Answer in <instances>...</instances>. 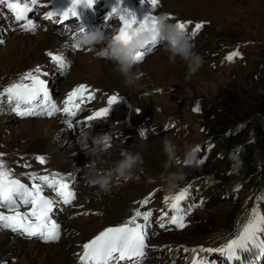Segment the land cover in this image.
<instances>
[{
    "label": "rangeland",
    "instance_id": "obj_1",
    "mask_svg": "<svg viewBox=\"0 0 264 264\" xmlns=\"http://www.w3.org/2000/svg\"><path fill=\"white\" fill-rule=\"evenodd\" d=\"M157 12L176 14L178 19L184 20H209L211 25H206L201 37L202 41L217 40L218 37L226 40L228 44L248 41L253 57L248 65L231 63L226 67L215 68L209 64V59H206L203 60L199 70L190 79H186L188 69L185 62L179 55L175 57V63L169 62L167 48L160 47L151 51L141 62L136 63V70L142 73L136 85L127 83L125 76L121 82L109 80L102 74L101 69H98V65L93 63L107 62L109 66L111 65L110 67H117V63L100 58L85 48L77 51L71 49L70 54L75 61L72 63L66 58L68 65L63 70L57 69V64H54L53 71L48 72L54 94L69 90L70 84L76 80L78 81L76 83H79L81 80L82 83L100 88L102 92L118 95L121 98L120 104L115 105L117 109L115 108L113 117L94 120L100 122H93L89 126L92 131H95L96 128L108 129L115 122L122 121L119 129L127 134L131 143V150L127 153H117V148L98 152L85 150L84 156L73 160L72 165L78 167L75 175L85 181L93 182V187L88 185L86 190L91 194L94 192L93 194L97 196H93V198L90 196L86 200L77 190L78 200L71 204L72 208L66 206L56 216L61 222V233L67 223L71 226L81 227L95 221L88 230L93 233L95 231L93 228L98 230L105 225L121 221L129 215L134 200L153 187L154 184L146 182L148 179H154L161 185L169 186L171 180L176 179L177 176L182 175L183 179H188L201 172V166L181 167L175 164L174 157L183 154L194 142L202 140L203 137L206 138L204 130L202 131L199 126H190L183 136H178L173 131L166 134H153L149 131L150 123H162L170 115H180L181 123L192 122L194 124L201 120L206 126L214 125L215 117H206L204 110L206 112L219 110L226 115L227 119L232 120L238 117L240 120L237 123L247 122V125L253 121L257 122L261 118L260 114L264 111V0H162ZM36 29L57 35V38L60 39L69 37L68 31L56 30L46 24ZM4 33L7 32L0 30V39L4 41L0 44V59L5 58L3 62H0V87L5 81L32 71L38 66L46 71L50 69L48 65L51 66L53 60L50 58L48 49H42L40 55L31 56L29 54L34 53L36 47L32 49L31 47L34 45L29 47L26 43L25 52H18L21 51V47L15 51L18 41L29 34L32 35V32L9 33L10 36L3 38ZM254 42L258 45L255 54ZM26 48H30L28 53H26ZM50 54L56 53L52 51ZM40 63L45 64V67ZM72 69L74 70L72 71ZM68 83L69 85H67ZM158 87L165 89V92L153 93ZM192 101L202 104L201 114L194 115L188 110L187 106ZM3 107L0 105V146L6 152L7 159L13 161L19 155L32 158L39 154L45 158L49 169L66 175L69 164H61L60 161L71 159V150L83 149L85 143L79 142L81 134L78 136L72 134L64 124L62 129L58 130L59 134L50 132L52 128L48 127L35 129L29 125V129L24 130L22 126L29 121L33 124L36 122V124L44 125L49 119L56 116L51 118H17L13 112H7L10 108ZM87 132L84 131V133ZM141 132L144 135H141ZM68 134L72 136V139L64 145V138ZM41 138L49 149L48 153L40 146L35 147V143L39 142L38 140ZM166 139L170 140L172 146L170 151L165 150ZM258 145L259 156L257 157L264 159V142H260ZM122 150L123 147H121ZM102 154L110 155L103 157L105 163L98 158ZM111 157L115 158L118 163L109 162ZM126 161L132 162L129 168L124 169L125 176L130 177L128 180H124L117 171L120 164ZM212 164L216 165L219 170L224 168V163L221 164L219 161H214ZM104 179L109 181L106 186L107 191L101 188L99 183ZM227 182L230 181L227 180ZM227 207L229 206L226 201L212 203L210 209L203 208L197 212V220L192 226L180 233L160 235V238L159 236L152 237L149 244L195 241L198 236H189L190 229L199 222L209 221L215 227L213 231L222 229L227 226L230 218L225 212ZM106 213H111V216H106ZM3 234L5 233L0 232V238ZM7 236V243L0 242V264H38L36 260L40 256L29 251L28 244L39 241H25L15 237L20 239L17 246L13 241H10L11 237ZM75 243L69 244L71 246L70 259L73 258V250L77 249L74 247ZM166 248H159L157 254L170 259L171 257L165 253ZM157 254L150 255V257L158 261ZM33 258L34 263L32 262ZM74 261L76 260L74 259Z\"/></svg>",
    "mask_w": 264,
    "mask_h": 264
},
{
    "label": "snow or ice",
    "instance_id": "obj_2",
    "mask_svg": "<svg viewBox=\"0 0 264 264\" xmlns=\"http://www.w3.org/2000/svg\"><path fill=\"white\" fill-rule=\"evenodd\" d=\"M50 2V0H49ZM145 0H141L144 3ZM152 6L158 3V0H147ZM38 0H0V6L6 7L12 14V18L16 24L24 28L26 24H31V28L27 31H34L37 25L31 22L29 13L35 11V6ZM49 4V3H48ZM48 4L42 5L48 8ZM95 0H71V5L59 13V18L69 19L71 17L78 18V8H92ZM121 8L124 14L131 18L130 23L121 17L122 27L119 29L114 39L121 40L125 43L130 39L129 33H139L149 23H155L156 15H147L142 20L137 21L136 14L121 7V0H118L109 15L117 8ZM56 11L48 10L45 18L52 19L57 17ZM172 17L169 16V19ZM23 22V23H22ZM191 21H178L177 26L185 30L188 34ZM203 23H196L192 28L189 38L194 37L203 27ZM85 33L83 28L76 29L73 37L70 38L69 47L75 51L80 50L79 35ZM158 32L153 36V42L146 45L134 57V62H141L148 52L159 46L157 40ZM4 43L0 39V44ZM52 55V54H50ZM101 55L108 58V53L105 51ZM242 54L239 51H233L226 59L231 62L235 57H240ZM52 58L58 63L61 68L68 65V61L60 54L52 55ZM40 68L37 67L33 72L26 73L24 79L28 83H14L9 87L0 91V105L9 104L20 115L25 114H40L36 113L35 109L41 106L46 108L44 114L53 115L57 111H63L65 115V123L72 125V121L68 117H76L82 109L79 108V102L85 97L80 93L87 92V86L80 85L78 89L71 92L68 98L63 102L62 109L56 102H52L47 91L45 81L40 78ZM75 97L76 99H73ZM89 95L87 99H91ZM118 97L113 95L108 98V104L111 105L118 101ZM70 105L72 107H70ZM194 111H199V107L194 108ZM109 108L97 110L93 116L87 117V120L99 119L107 116ZM87 126V125H86ZM81 128L80 131H83ZM141 135H144L141 132ZM199 150V148L197 149ZM3 153H0V157ZM40 163L44 162L43 157H37ZM203 163V160L199 161ZM30 183H24L18 177L13 176L12 170L7 169L3 159H0V230L5 228L13 232H21L27 234L28 237H39L45 241L59 239V224L51 222V213L58 204H70L75 199V192L72 191L70 184L56 173L50 175L30 174L28 176ZM39 181V183L37 182ZM51 189L59 200L44 194V189ZM187 195V189L181 190L174 198V202L170 205V210L173 211L171 223L178 227H184L183 215L175 213L181 212L179 202ZM169 198L166 197L167 201ZM151 197L140 202L141 207L150 203ZM27 207L28 211L20 209ZM190 210V209H189ZM163 211V210H162ZM168 213L165 212L164 215ZM187 213L184 212V215ZM153 215L151 210L141 212L137 210L134 215L123 225L110 226L104 228L90 241L85 242L83 252L79 254L80 264H118L119 261L135 260L145 256V248L147 247L146 240L148 238L147 229L150 227L149 221ZM264 213H261L256 207L251 210L250 218L243 225L239 235L230 239L225 245L216 249H204L207 252H220L225 254L228 261L242 260L240 253L249 252L253 248L257 249L261 257H264ZM195 251V250H193ZM198 256L193 257L192 264H197Z\"/></svg>",
    "mask_w": 264,
    "mask_h": 264
},
{
    "label": "bare ground",
    "instance_id": "obj_3",
    "mask_svg": "<svg viewBox=\"0 0 264 264\" xmlns=\"http://www.w3.org/2000/svg\"><path fill=\"white\" fill-rule=\"evenodd\" d=\"M35 21H38V18H35ZM48 25L52 28L54 27V25L52 24L51 21L48 23ZM59 28H61V26ZM31 32L33 33L32 35L29 34L25 38L18 41V46L16 47L15 51L19 50V47H21V51H18V52H22V53L25 52V44L27 43V45L29 47L34 45V47H31L32 49H34L36 47L35 52L32 54H29L31 56L34 54L40 55L41 54L40 51L42 49H48L50 51L49 55H50V53H52V51H54V53H56V54L58 53V54L62 55L63 57L67 58V60H70L72 63L75 61L73 59V57H71L72 54H70L71 48L69 47V44H70V38L69 37H63L62 39H60V38H57V35L46 33V31H43L41 29H35L34 31H31ZM7 36H10V34L4 33V35L2 37L6 38ZM243 43L244 42H241V44H243ZM29 51H30V48L26 50V53H28ZM4 59L5 58L0 59V62H3ZM40 64H42L45 67V64H43V63H40ZM52 64H51V66L48 65L50 69H47L48 66L46 67L47 72H50V70L53 71V68L55 65L54 64L52 65ZM93 64L94 65L97 64L98 69L100 68L101 69L100 71H102V74L105 77H107L109 80H113L114 82H117V81L121 82L122 79H124V75L120 71L121 65H119V64H117L118 65L117 67H114V66L110 67L111 65L109 66L107 62H101V61H99L97 63L94 62ZM73 70L74 69H72V71ZM76 82H78V81L76 80L74 83H72L70 85L68 83L67 85H69V87H73V85H75V84L76 85H78L80 83L82 84L81 80L79 83H76ZM98 87H100V86H98ZM115 108L117 109V106ZM7 112H9V111L7 110ZM51 117H53V116H51ZM29 125H30V127L32 126L35 129H38L39 127L40 128L41 127L42 128H47V127L52 128L50 130V132H52V133L57 132L59 134L58 130L62 129L63 123L60 122L58 120V118L54 117V118L49 119L48 122H46V124H44V125L40 124V123L36 124V122L33 124L32 122L29 121V123L24 124L22 126V128L24 130L29 129L28 128ZM106 132L108 133V131H106ZM80 138L82 139L83 137H80ZM71 139H72V136L70 134L66 135V137L64 138V141H65L64 145H65V143L67 144V142H70ZM38 141L39 142L35 143V147L40 146V148H42V149L44 148L46 153H48L49 149L45 145V143L43 142L42 138L39 139ZM32 148H34V147H32ZM76 150L75 151L71 150V152H70L72 154L71 159L66 160V161L61 160L60 163L61 164H64V163L69 164V169L66 172L65 177L68 178L69 180H71V182L73 183V187L76 190H78L79 192H81L82 196H84V198L87 200L90 196H91L90 198H93V196H97V195L93 194L94 192L91 194L90 191L87 192V190H86V189H88V185H91V187H93V182L85 181V180H83V179H81L75 175L78 167H74V165H72L73 160L74 159L76 160L77 158H79V156H84L86 154V151L83 150L82 148H79L77 151ZM118 151H121V148L118 149ZM109 156H108V154L107 155L102 154L101 157H98V158L101 161H103V163H105V159L103 157H109ZM83 159L85 161V158H83ZM109 162L114 163V164L118 163L115 158L109 159ZM69 172H70V174L68 175ZM89 172H91V170H89ZM92 190H94V189H92ZM84 198H82V199L85 202ZM84 202H82V203H84ZM85 205H87V204H85ZM107 215H108V217H110L111 213H106V216ZM57 216H58V214H57ZM58 221H59V219H58ZM94 222H92V223H94ZM92 223L83 225L81 227L71 226L69 223H67L63 227L61 237L58 239V241L56 243L54 242L55 244H53V243L42 244L39 242H35L34 244H28V250L32 251V253H36L38 256H40V258L38 260H36V263H38V264H77V261H74V258H71V259L69 258L70 254H71V249H70L71 246L69 244L71 242L75 243L79 240H82L83 239L82 237H84V235L85 236H89V235L91 236V234L93 235L96 231H98L99 228H98V230L96 228H93V229H95V231L93 233H91V231H88L91 228V226H93ZM113 224H115V223H113ZM86 230H87V232H85ZM7 235L8 234L5 233L1 236V238H0L1 243H7V237H8ZM10 241H13V243L18 246L19 244L17 242L20 241V239H16L15 237H13V238H11ZM32 262L33 263L35 262L34 258L32 259ZM128 263L129 264H137V262H134V263L128 262Z\"/></svg>",
    "mask_w": 264,
    "mask_h": 264
},
{
    "label": "clouds",
    "instance_id": "obj_4",
    "mask_svg": "<svg viewBox=\"0 0 264 264\" xmlns=\"http://www.w3.org/2000/svg\"><path fill=\"white\" fill-rule=\"evenodd\" d=\"M111 14L123 15L124 12L117 8ZM159 32L161 35H164V39L169 42V47L167 49L169 55V62L175 63V57L177 55L185 62L187 66L186 79H190L193 74H195L203 64L202 57L194 51L195 45L189 34L177 26V23L171 22L169 15L165 13H160L155 16V23L149 22L142 31L139 33H129L130 39L127 43L113 39L111 46L113 48L114 54L118 57L120 62V71L126 77V82L130 85L138 84L142 73L136 70V63L134 62L133 57L140 52L146 45H149L153 42V36ZM103 37L91 36L85 43L88 45H93L95 43L101 42ZM91 49V48H87ZM110 137L105 136V140H109ZM111 145H106L110 147ZM170 140H165V150H171ZM193 162V154L190 153L187 155L184 163L191 164ZM131 161L122 162L117 169L119 175L124 178V180L130 179V177L125 176L124 169L131 166ZM176 179L181 180L183 176H177ZM101 188L107 191V185L109 181L104 179L99 181ZM178 185L173 183L170 185L167 191L175 189Z\"/></svg>",
    "mask_w": 264,
    "mask_h": 264
},
{
    "label": "trees",
    "instance_id": "obj_5",
    "mask_svg": "<svg viewBox=\"0 0 264 264\" xmlns=\"http://www.w3.org/2000/svg\"><path fill=\"white\" fill-rule=\"evenodd\" d=\"M202 113V109L200 114ZM205 116L209 117H215L214 125L212 126H206L204 132L207 136L212 138V141L215 142V149L217 152L224 154L225 156H228L229 153H235L234 150H238L237 155L238 158V170L242 176H250L255 174L256 168V160L254 156V148L260 143L264 142V138H260L259 135L262 134V120L260 118L257 122H251L249 125H247V122H242L246 124V127L241 129L240 131L236 130V127L238 126L237 121L240 120V118H233L227 119L226 115H224L222 112L211 110L210 112H206L204 110ZM220 118V119H219ZM252 127L255 131V137L256 142L255 143H247V139L249 137L248 128ZM258 142V144H257ZM259 146V145H258ZM227 158L223 159H213V160H207L204 163H202L199 167L201 172H198L197 174L193 175L190 178H199L200 176L209 175L211 174L213 177H223L224 176V168L225 164L223 165V169L219 170L218 167L212 162L219 161L221 164L225 163ZM258 170V169H257ZM264 172V167H263ZM218 200H213L210 204H208L205 209H210L212 207V203H217ZM215 229V227L209 222H199L195 226H193L190 229L191 234L189 236H202L208 232H211ZM188 236V237H189Z\"/></svg>",
    "mask_w": 264,
    "mask_h": 264
}]
</instances>
